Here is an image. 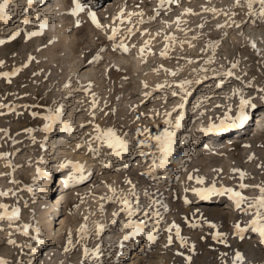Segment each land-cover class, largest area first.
Listing matches in <instances>:
<instances>
[{"label":"rangeland","instance_id":"374dc122","mask_svg":"<svg viewBox=\"0 0 264 264\" xmlns=\"http://www.w3.org/2000/svg\"><path fill=\"white\" fill-rule=\"evenodd\" d=\"M57 2L54 33L48 34L38 26L45 25L46 9ZM79 3L95 13L99 27L93 21L77 24L81 13L74 14V0H32L31 6L28 0H13L0 19V154H6L0 158V192L9 193L0 196V205H7L8 212L19 209L14 222L0 220V260L40 264L46 259L45 249L56 246L55 258L70 255L69 264H82L85 248L92 253L97 247L100 256L92 264H233L232 256L224 254H235L229 243L236 238L251 244L257 255L263 254V237L258 232L248 226L233 236L229 229L234 224L223 225L219 217L239 214L244 227L252 220L253 210L237 209L228 193H216L221 197L217 205L206 199L195 202L200 197L197 191L212 184H201L193 176L205 179L211 173L208 178L216 188L240 191L249 202L260 195L258 188L237 185L264 184V140L248 145L253 123L245 124L247 116L251 123L259 108L264 109V20L249 14L245 0L239 6L236 0ZM259 7L256 3L253 10ZM242 97L251 102L244 109V120L239 119ZM181 104L182 108L177 107ZM61 106L60 119L44 131L49 123L44 117ZM177 116L181 117L179 128L174 127ZM229 118L230 123L224 122ZM221 121L226 130L220 131ZM183 122H188L186 131ZM97 125L114 129L132 151L122 153L125 150H114L95 139ZM212 125L219 129L216 133L206 131ZM70 126L75 132L65 135L63 153L53 156L55 136ZM166 129L175 132V158L153 168L154 159L159 164L160 153L151 137ZM193 129L214 136L205 135L197 145L207 155L184 163L183 155L194 149L189 143ZM208 139L216 140L215 144ZM236 144L241 147L236 149ZM242 156L247 159L244 163ZM91 160L95 165L89 168ZM57 163L64 164V169L54 170ZM81 165L87 167L76 182L73 176ZM244 167L250 174L242 180L235 177ZM56 173L64 176V186L52 194L48 187L53 181L56 186ZM60 193L65 203L56 226L62 241L71 232L78 238L71 253H63L61 244L50 243L45 233L47 202ZM124 199L139 212L130 217L123 210ZM227 203L234 208L223 209ZM129 220L146 223L141 233L124 241L131 231L124 227ZM98 225L104 226L99 234L94 230ZM173 225L179 227L183 245ZM24 226H28L27 235ZM82 227L86 230L81 231ZM216 233L221 237L216 238ZM196 243L200 248L189 253L187 249ZM211 245L220 250L210 253ZM127 246L133 256L120 260ZM247 258L250 262L255 258V264L256 256ZM243 259L236 263L247 264Z\"/></svg>","mask_w":264,"mask_h":264},{"label":"bare ground","instance_id":"6f19581e","mask_svg":"<svg viewBox=\"0 0 264 264\" xmlns=\"http://www.w3.org/2000/svg\"><path fill=\"white\" fill-rule=\"evenodd\" d=\"M41 1H46V0H41ZM71 2H72V0H71ZM73 4V3H72ZM58 8H59V5H58V2L57 3H52L51 4V6H49V8H47L46 10H50V13H53L52 15H49V13L48 14H46V17H50V19H48L44 24L45 25H43V26H38V28H42L46 33H48V34H53L54 32L52 31V29H51V27L54 25V23L56 22V15H57V11H58ZM76 8V7H75ZM88 8V7H87ZM92 12V11H91ZM79 13H81V18H79V22H80V24L81 25H83L86 21H92V19H91V17L89 16V12H88V10L84 7V10L83 11H81V12H79ZM80 15V14H79ZM100 18V17H99ZM87 23V22H86ZM85 23V24H86ZM89 23V22H88ZM199 100V99H198ZM201 100V99H200ZM196 111L197 110H195V112H194V114L196 113ZM263 111V113L262 114H260V112H259V115H258V117L259 116H262V118H259L258 119V121L260 122L259 123V126L255 129L254 128V126H255V124H254V119H253V126L251 127V131H253L254 132V134H253V138H252V140L250 141V142H248V145H250V146H256V145H258V143L259 144H261L262 143V141L264 140V109L262 110ZM250 113L248 112V115H249ZM232 115L230 114L229 115V117H231ZM247 116V115H246ZM248 118H247V120H246V122H245V124H246V126H248L249 124H250V116H247ZM229 120H230V118L229 119H226L224 122H228V123H230L229 122ZM244 120V119H243ZM223 121H221V122H219L220 124H219V126H221L223 123H222ZM183 124H185V122H183ZM183 124H182V126H183ZM218 124V123H217ZM236 124V123H235ZM186 125V127H185V131H186V129H187V127H188V122L185 124ZM228 128V126H225V127H223V129H221L220 131H222V130H226ZM66 130H64L63 131V133L61 134V135H57V136H55V145L57 146V149H55L54 150V152H53V156L55 155L56 156V153H58L59 154V151H61L60 149H61V147H63L65 144H66V139H67V137L65 136V135H68L69 136V134L70 133H73V132H75V128L74 127H72V126H70V127H68V128H65ZM218 129V128H217ZM219 129H220V127H219ZM192 131V130H191ZM216 131V129H214V130H211V132H214V133H216L215 132ZM219 131V132H220ZM244 131H246V130H244ZM247 132V131H246ZM218 133V132H217ZM192 135V134H191ZM242 135H243V133L241 134V137H242ZM195 137V136H194ZM185 139V138H184ZM189 139V135L187 136V140ZM195 141V140H194ZM196 141H197V139H196ZM195 141V142H196ZM184 142V141H183ZM215 142H216V140H214L213 141V143L212 144H215ZM183 146H185V144H182V146L181 147H183ZM211 146V145H210ZM239 147H241V145H238V144H236L235 145V148L236 149H238ZM129 148V147H128ZM126 149L125 151H123L122 153H124V152H131L132 151V149ZM230 152V151H229ZM63 152L61 151V154H62ZM120 154H121V152H120ZM205 155H207V152H205V151H203V152H200V151H198V146L196 147V146H194V149H193V151H191V152H189L187 155H183V157H184V163H190L192 160H197V159H199L200 157H202V156H205ZM58 156V155H57ZM240 156V155H239ZM119 157H121V158H123L122 156H119ZM175 158V154L172 152L171 154H170V156L168 157V160L169 159H171V160H173ZM237 158V157H236ZM245 160H247L246 159V156H242V160L241 161H243V163H244V161ZM91 162V164H89L90 166H89V168H91V167H94V162H93V160H91L90 161ZM239 163H241V162H239ZM241 164V166L242 165H244V164ZM87 164V165H88ZM64 164H60V163H57L56 164V166H55V169L54 170H57V172H58V170L60 169V171L62 170V169H64V166H63ZM258 165V164H257ZM86 166V165H85ZM87 167V166H86ZM86 167H84V165H83V167H82V165H81V167L79 168V170H78V172H76V174L73 176V178L76 180V182L80 179V178H82L83 177V175L82 174H80L81 172H82V170L84 169V168H86ZM77 168V167H76ZM240 171L241 172H243V173H245L246 175H244L243 177H246V176H248L249 174H250V169H248V168H246V167H244L243 169H240ZM240 171H238L237 172V175H235V177H240L241 178V180H242V177H241V175H240ZM56 172V171H55ZM210 175H211V173H210ZM210 175H208L205 179H203L202 178V175H200V174H196L195 176H193V179L195 180V181H198L199 179H202L203 180V184H212V185H214L215 184V182L211 179V178H208ZM213 176H217V175H213ZM61 177L62 176H60V180H61ZM212 177V176H211ZM239 178V179H240ZM237 179V178H236ZM244 179V178H243ZM50 181V180H49ZM64 182V179L61 181V183H60V187L61 186H64L63 183ZM71 182V181H70ZM241 183V182H240ZM202 184V183H201ZM237 184V183H236ZM69 186H71V185H69ZM238 187H239V184L237 185ZM237 188V187H236ZM64 194V193H63ZM218 194V193H217ZM174 196H176L175 194H174ZM219 199V200H218ZM220 199H221V197L220 196H216V193L215 194H212L211 196H209L206 200L207 201H209L210 203H212V204H215V205H217V203L220 201ZM179 200H182V198H179ZM205 201V199H202V198H200V197H197L196 198V201L195 202H198V203H202V201ZM183 201H186L185 199H183ZM188 201V200H187ZM64 203H65V201H64V197H63V195H62V193H60V194H58L57 196H55V197H53V198H51L48 202H47V211L49 212V215H48V217H47V221H46V225H47V229H46V235L48 236V239L50 240V243H60L61 245L59 246L60 248H63L64 249V251H63V253H71V252H73L75 249H74V247H75V244L78 242V238L76 237V235L75 234H73L74 232H71L70 233V236H69V238H68V240H65V241H62V236H61V234H60V232L57 230V223H58V220L61 218V216H62V208L64 207ZM50 204H52V206L50 205ZM235 204V203H234ZM50 206H51V208H50ZM233 205H231V204H229V203H227L226 205H225V207L223 208V209H227V208H230V209H233L234 207H232ZM133 207V209H137V208H135L134 206H132ZM139 210H140V208H139ZM143 210V209H142ZM146 211V209H144V212ZM135 212H139L138 210L137 211H134L133 213L135 214ZM141 212V211H140ZM143 212V211H142ZM186 212V214L187 215H190V212H187V211H185ZM54 213V214H53ZM59 213V214H58ZM54 215L52 218H51V215ZM184 214V213H183ZM139 215V214H138ZM56 216H58L57 218H56ZM155 216V215H154ZM131 217V216H130ZM134 217V216H133ZM219 217H221V218H223V220H222V224L223 225H228V224H231V225H233L234 224V228H232V227H230V229H229V234H231V235H233V236H235V234H236V232H235V225L237 224V223H239L240 225H241V227L245 224V222L244 221H242L241 219V216L238 214L236 217H232V216H229V215H219ZM243 217V216H242ZM128 218H129V216H128ZM132 219V218H131ZM248 226L249 225H245L244 226V228H248ZM112 228V227H111ZM103 229H104V227H103ZM103 229L102 230H100V231H103ZM94 230H96L97 231V228H94ZM112 230V229H111ZM110 230V231H111ZM95 231V232H96ZM113 231H116V227L115 228H113ZM89 234L91 235V234H94V232H89ZM145 234V233H144ZM142 235V234H141ZM142 236H144V235H142ZM177 236V235H176ZM175 236V237H176ZM253 237H254V232H253V235H252ZM177 239V238H176ZM177 240H180V239H177ZM262 241L264 242V237L262 238ZM108 243H110V244H112V243H114L115 241L114 240H108L107 241ZM138 241H135V244L137 243ZM230 245H231V249H232V251L233 252H241V254H243L242 252H245L244 254H243V257H245L246 258V263L247 264H253L252 262H254V260H255V258H254V260H252L251 262H250V259H248L247 257L248 256H256V262H255V264H264V253L263 254H260V256L259 255H257L258 254V251L256 250V249H254L253 247H252V245L251 244H248V243H244V242H242V241H239L238 240V238H236V241H234V240H230V243H229ZM204 245V244H203ZM76 246H77V244H76ZM140 246V245H139ZM145 246H147V242L144 244V247ZM239 246V247H238ZM194 247H195V249H194ZM57 248L58 247H56V246H50V247H48V248H46L45 249V251H46V254H45V261H43L42 263H40V264H69V263H71V261L70 262H68V259L70 258V255H67V256H63L62 258H60V257H58L57 259L55 258L56 257V252H57ZM200 247H199V243L197 244H194L192 247H191V249L189 250V249H187V251H189V253H190V251H192V250H198ZM211 250L209 251L210 253H215V252H217V251H219L220 250V246H217V245H211L210 247H209ZM263 248V247H262ZM89 249V248H88ZM204 249V248H203ZM241 250V251H240ZM136 251V250H135ZM185 252V251H184ZM205 252H207L206 250H205ZM261 252V251H260ZM195 253H196V251H195ZM195 253H193V254H195ZM197 253H199V252H197ZM196 253V254H197ZM229 253H232V252H229ZM121 254H123L122 255V257H120V255L118 256V258L120 259V260H125V259H127V258H131L133 255H132V251L131 250H129V247L127 246L126 248H124L123 249V252H121ZM134 254H136V253H134ZM224 254V253H223ZM204 255H205V253H204ZM221 255V254H220ZM228 255H231L232 256V258H234V256H235V254H227V255H225V256H228ZM136 256H138V253L134 256V257H136ZM181 257L183 256V255H180ZM180 256H178V257H180ZM197 256V255H196ZM216 256V255H215ZM48 257V258H47ZM187 257V256H186ZM185 257V258H186ZM189 258H190V256H188ZM192 257L193 256H191V258H190V260L192 259ZM224 257V256H223ZM230 257V256H229ZM73 258V257H72ZM71 258V259H72ZM96 257H94L93 255H92V253H90V251H89V255L86 257L85 255H84V253H83V263L82 264H92L96 259H95ZM196 258V257H195ZM231 258V257H230ZM56 259V260H55ZM95 259V260H94ZM118 259V261H120ZM180 259V258H179ZM178 259V260H179ZM184 259V258H183ZM201 259V258H200ZM82 260V259H81ZM80 260V261H81ZM177 260V259H176ZM181 260H182V258L180 259V262H181ZM212 260V259H211ZM223 260V259H222ZM231 260V259H230ZM244 260V259H243ZM259 260V262H257ZM184 261H186V260H184ZM192 261H193V259H192ZM196 261V260H195ZM199 261V260H198ZM178 262V261H177ZM180 262H178V263H180ZM203 262V261H202ZM181 263H183V262H181ZM185 263V262H184ZM183 263V264H184ZM242 263H244V262H242ZM81 264V263H80ZM186 264V263H185ZM189 264V263H188ZM237 264V263H236ZM240 264V263H239Z\"/></svg>","mask_w":264,"mask_h":264},{"label":"snow or ice","instance_id":"6c2138e0","mask_svg":"<svg viewBox=\"0 0 264 264\" xmlns=\"http://www.w3.org/2000/svg\"><path fill=\"white\" fill-rule=\"evenodd\" d=\"M12 2H13V0H0V19H3L5 17V15H7L9 5ZM74 2L76 4V12L74 14H78L80 11L84 10V6L79 3V0H74ZM169 2H172V0H169ZM239 2H240V0H236V3L238 6H239ZM245 2L247 4L248 9L250 10V13H249L250 15L258 16V18L260 20H264V0H245ZM256 3H258L260 7L258 10L254 11L253 5ZM28 4H29V6H31L32 0H28ZM89 16L91 17L92 21L94 23H96L97 26L99 27V24L96 21L95 13L89 12ZM24 22L27 23L28 21H24ZM78 23H79V21H77V24ZM115 31H117V30H114V33H115ZM34 34L35 33H30V35H34ZM111 38L115 39V35H113V37H111ZM0 43H3V41H0ZM121 47H123V45H121ZM253 47H255V45H253ZM2 75L7 77L9 74L4 73ZM228 75H231V73H228ZM69 86L70 85H66V87H69ZM181 87H183V85H181ZM173 95H176V93H173ZM250 103H251L250 101L243 99V97L241 98L239 119L243 120L245 118L244 109L246 106H249ZM177 107L182 108L183 105L181 104V105H178ZM61 114H62V106L56 108L55 110H50L49 114L44 117V119L49 122L44 126V131L47 132L48 130H50L51 124L53 122L59 120ZM33 115H36V114L33 113ZM61 123L63 124L65 122L61 121ZM168 123H171V121H168ZM180 123H181V117L177 116L176 120H175L174 127L179 128ZM223 127H224V124H222L220 126V129H222ZM214 129H217L216 125H212L206 131H211ZM217 130H219V129H217ZM95 131L97 133L95 139L99 140L101 143L107 144V146L109 148H112L114 150L119 149L121 151L127 149L128 141L123 139L122 137L118 136L114 129L109 128L106 130H102L97 125L95 128ZM145 131H147V130H145ZM174 135H175L174 131H169L166 129L160 135H156V136L151 137V139L156 142L155 147L158 149V151L160 153L159 164H157L156 160L154 159L153 160V166H152L153 168L164 166L165 162L167 161L168 157L170 156V154L172 153V150H173V137H174ZM140 143L144 144V143H147V141H141ZM116 154L119 155V152H117ZM4 155H6V154H0V158H3ZM77 167H79V166H77ZM234 171H238V170H234ZM240 175L243 178V176L246 174L241 172ZM198 182L203 183V180L199 179ZM239 187L241 189H245V188H249V187L258 188L260 195L256 198H253L249 202V198L242 195V193L240 191H236V190H233L231 188H219L218 189V188H216L215 185H212L208 188L198 190L197 194L202 199H207L209 196H211L212 194H215V193H218L221 195H223L225 193L230 194L231 198L235 201V207L237 209H240L241 211H244V212H248L249 210H253L254 215H253L252 220L249 223V227H251L254 231L258 232L261 237H264V184L254 185V186L240 184ZM113 191H115V190H113ZM194 191H196V190H194ZM8 194H9L8 192H0V196H7ZM245 203L247 204V206L242 208V205H244ZM122 204L124 205L123 210L127 211L129 216H131L134 211L139 210L138 208L133 209L131 203L127 199H124L122 201ZM0 209H4L3 212H0V220H3L6 218L10 222H14L15 220H17L19 218V209H13L11 212H8L7 205H0ZM155 215L158 216L159 213H155ZM145 223L146 222L143 220L140 222H135V221L129 220V222L124 225V227L125 228H131V231L123 237V240L127 241L130 238L141 233L143 231V225ZM210 226L215 227V225H210ZM103 227H104L103 225L97 226V234H99L100 230H102ZM172 227L176 228V235L181 240L182 245H183L184 240H183V237L180 236L179 227L176 225H173ZM85 230L86 229L82 227L81 231H85ZM171 230H172L171 228L168 229L169 232H171ZM244 231H245V228L241 227V225L239 223H237L235 225V232L237 235L243 233ZM24 234L25 235L28 234V226H24ZM220 237H221V234L216 233V238H220ZM169 242H171V236L169 237ZM221 242H225V240H221ZM84 255L86 257L89 255V250L87 248H85V250H84ZM92 255L95 256L96 259H99V256H100L99 247H97V249H95L92 252ZM224 255H227V253H225ZM242 260H243L242 254L239 252H236L235 256L233 258V264H236V262L242 261ZM0 264H7V262L0 260Z\"/></svg>","mask_w":264,"mask_h":264}]
</instances>
